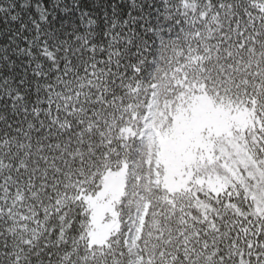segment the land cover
<instances>
[{"label":"snow or ice","instance_id":"1","mask_svg":"<svg viewBox=\"0 0 264 264\" xmlns=\"http://www.w3.org/2000/svg\"><path fill=\"white\" fill-rule=\"evenodd\" d=\"M0 264H264V0H0Z\"/></svg>","mask_w":264,"mask_h":264}]
</instances>
